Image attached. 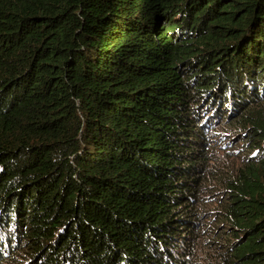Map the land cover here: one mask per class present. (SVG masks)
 Here are the masks:
<instances>
[{
    "label": "trees",
    "instance_id": "1",
    "mask_svg": "<svg viewBox=\"0 0 264 264\" xmlns=\"http://www.w3.org/2000/svg\"><path fill=\"white\" fill-rule=\"evenodd\" d=\"M203 260L264 264V0H0V264Z\"/></svg>",
    "mask_w": 264,
    "mask_h": 264
},
{
    "label": "rangeland",
    "instance_id": "2",
    "mask_svg": "<svg viewBox=\"0 0 264 264\" xmlns=\"http://www.w3.org/2000/svg\"><path fill=\"white\" fill-rule=\"evenodd\" d=\"M238 242H239V241H238ZM211 260H212V259H211ZM201 261H202V260H201ZM197 262H200V261L197 260ZM203 263H204V264H205V263H208V260H206V262H204V260H203Z\"/></svg>",
    "mask_w": 264,
    "mask_h": 264
}]
</instances>
